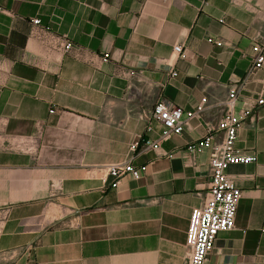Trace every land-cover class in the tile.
Returning <instances> with one entry per match:
<instances>
[{
	"label": "crops",
	"instance_id": "obj_1",
	"mask_svg": "<svg viewBox=\"0 0 264 264\" xmlns=\"http://www.w3.org/2000/svg\"><path fill=\"white\" fill-rule=\"evenodd\" d=\"M261 38L264 0H0V264H187L210 175L209 151L187 146L207 128L222 141L228 89ZM63 41L74 48L64 53ZM162 98L184 110L207 102L180 135L145 149ZM258 98L264 68L236 113ZM234 149L256 159L226 170L242 195L206 264H264V104ZM130 159L146 167L139 180L113 189L97 171Z\"/></svg>",
	"mask_w": 264,
	"mask_h": 264
},
{
	"label": "built area",
	"instance_id": "obj_2",
	"mask_svg": "<svg viewBox=\"0 0 264 264\" xmlns=\"http://www.w3.org/2000/svg\"><path fill=\"white\" fill-rule=\"evenodd\" d=\"M31 22L35 27L40 25L39 19H33ZM208 42L221 46L219 41L208 39ZM73 48L74 45L71 42L63 41L61 49L64 53L70 52ZM173 52L178 57H183L180 45L174 46ZM108 58V54L103 55L104 61ZM263 68L264 38H261L252 44L250 69L240 82L228 89L224 110L216 126V129L223 134L222 141L214 144L213 129L207 128L202 140L187 146L188 151L197 154L208 150L210 157L208 194L203 205L192 210L186 232L187 264H206L214 250L217 235L223 231H230L234 227L236 209L242 191L229 179L226 170L231 165L249 164L255 161L254 155L235 150L234 143L246 117L256 106L263 105L264 100L258 98L250 103L249 109H242L239 113H236V106L246 88L249 76ZM129 74L134 76L132 72ZM171 75L175 76L176 73L173 72ZM206 102L207 100L203 98L192 110H184L166 99H159L152 107L146 132H151V122L157 123L161 131L155 141L145 143V149L158 150L161 143L180 135L187 123L203 112ZM137 147L138 143L132 144L131 152H135ZM97 171L112 179L110 187L114 189L123 177L128 176L133 180H139L146 171V167H136L130 159L125 163L98 167Z\"/></svg>",
	"mask_w": 264,
	"mask_h": 264
}]
</instances>
